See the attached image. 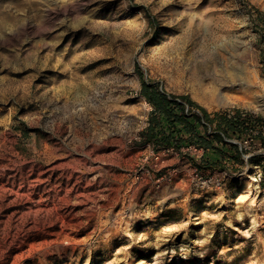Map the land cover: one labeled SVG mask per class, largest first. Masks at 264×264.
<instances>
[{"label": "rangeland", "instance_id": "obj_1", "mask_svg": "<svg viewBox=\"0 0 264 264\" xmlns=\"http://www.w3.org/2000/svg\"><path fill=\"white\" fill-rule=\"evenodd\" d=\"M263 19L264 0H0V264H264L257 127L228 139L237 171L135 144L136 65L264 121Z\"/></svg>", "mask_w": 264, "mask_h": 264}, {"label": "trees", "instance_id": "obj_2", "mask_svg": "<svg viewBox=\"0 0 264 264\" xmlns=\"http://www.w3.org/2000/svg\"><path fill=\"white\" fill-rule=\"evenodd\" d=\"M262 35L264 37V19ZM136 69L141 79L138 93L150 110L135 144L149 146L155 153L175 150L186 155L201 173L213 169L240 170L244 152L237 143L228 139L240 140L248 136L253 127L258 128L255 138L264 147V121L259 117L238 110L231 114L210 113L190 96L168 93L158 82L147 80L138 65ZM184 147H194L201 153L196 156L183 152Z\"/></svg>", "mask_w": 264, "mask_h": 264}, {"label": "bare ground", "instance_id": "obj_3", "mask_svg": "<svg viewBox=\"0 0 264 264\" xmlns=\"http://www.w3.org/2000/svg\"><path fill=\"white\" fill-rule=\"evenodd\" d=\"M66 84H67V82H66ZM63 90V89H62ZM61 91V90H60ZM209 95L211 96V97H215L216 95H215V92H214V90L212 89V88H210V92H209ZM66 104V103H65ZM67 105V104H66Z\"/></svg>", "mask_w": 264, "mask_h": 264}, {"label": "built area", "instance_id": "obj_4", "mask_svg": "<svg viewBox=\"0 0 264 264\" xmlns=\"http://www.w3.org/2000/svg\"><path fill=\"white\" fill-rule=\"evenodd\" d=\"M188 148H189V149H193V150H197V149L194 148V147H188ZM154 157H155V159H158L159 155H158V154H155ZM165 176H166V175L162 176L161 179L164 178Z\"/></svg>", "mask_w": 264, "mask_h": 264}]
</instances>
